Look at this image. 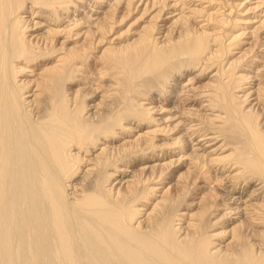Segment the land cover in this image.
Segmentation results:
<instances>
[{"label": "bare ground", "instance_id": "obj_1", "mask_svg": "<svg viewBox=\"0 0 264 264\" xmlns=\"http://www.w3.org/2000/svg\"><path fill=\"white\" fill-rule=\"evenodd\" d=\"M199 2L0 0V264H264V35Z\"/></svg>", "mask_w": 264, "mask_h": 264}, {"label": "rangeland", "instance_id": "obj_2", "mask_svg": "<svg viewBox=\"0 0 264 264\" xmlns=\"http://www.w3.org/2000/svg\"><path fill=\"white\" fill-rule=\"evenodd\" d=\"M181 1H182L185 5H187V6H188V5H191V4H190L191 2H195V3H192L193 5L190 6L191 8H195V7L197 8V7H198L197 5H199L198 3H201V2H199V1H201V0H198V1L196 0L197 2H196L195 0H193V1H192V0H187V1H185V0H181ZM190 1H191V2H190ZM214 1L219 2L220 0H219V1H218V0H214ZM232 1H234L235 4H239V5H240L241 3H243V4H242V8H243L244 10H243L242 8H241V9L239 8L240 10H238L239 12L242 11L241 14H243V12L246 11V9L249 8V11H248V12L246 11L247 14L244 12L245 15L241 16V18H243V20L246 21V22H248L247 20H251V19H252V22L249 21V25H247V27H246L245 25H243V24H239L241 28H246V30L244 31V33H247V32H249V31L252 29V30L254 31L255 35H256V34H257V35H260V34H261V35H264V29H263V28H264V24H263L262 29H260V26L258 25L259 21L261 22V19L264 18V17H263V16H264V8H262V7H264V5H262L260 8H258V9H256V10H252V9H254V8H253L254 5H256V2H257L256 0H248V1H247V0H232ZM244 1H245V4H244ZM196 3H197V4H196ZM138 4H139V3H138ZM205 4H206L207 6H205ZM211 5H212V6H211ZM211 5L208 6L207 3L202 2V7L205 6V7H206V8L204 7L205 10H209V12H210V11H212V12H216V11H218V10H219V12H220V11H225V10H223V9H222V10L218 9V8H219L218 5H217L216 3H214V2H212ZM247 5H248V6H247ZM243 6H244V7H243ZM252 6H253V7H252ZM137 8H138V9H139V8H140V9L143 8V7H142V3H140L139 6L137 5ZM198 8H200V7H198ZM250 8H252V9H251L252 11L250 10ZM138 9H137V10H138ZM216 9H218V10H216ZM260 9H261V10H260ZM250 11H251V12H250ZM253 11H254L255 14L253 13ZM239 12H238V13H239ZM249 12H250L251 14H250ZM257 12H258V13H257ZM135 13H136V14H135ZM135 13L131 16L130 19H128V21L125 22V24H123L122 26L119 27V29L117 30V31H119V35L123 36V35H122L123 33H121V32H124V31L127 29V28H126L127 26H128V28H129V24H130L131 21L134 22L135 19H138V18H139V17H137V16H140V14H137V11H135ZM221 13H222V12H221ZM259 14H261V15H259ZM147 15H149V14H146L144 17H147ZM247 15H248L249 17H248ZM252 15H253V16H252ZM134 17H135V18H134ZM250 17H251V18H250ZM259 18H260V19H259ZM198 19H199V18H198ZM198 19L196 18L195 20H198ZM254 19H255V20H254ZM257 19H258V20H257ZM129 20H130V21H129ZM142 20H143V19H142ZM142 20H140V21H142ZM140 21H138V22H140ZM198 21H202V19H200V20H198ZM203 21H204V20H203ZM132 22H131V23H132ZM241 22L243 23V21H241ZM141 23H142V22H141ZM251 23H252V25H251ZM139 24H140V23H137V22L134 23V28L132 27L133 25H131V27H130V28H132V29H131V31H132L131 34H133V31L135 30V28H137V26H139ZM259 24H260V23H259ZM125 25H126V26H125ZM135 25H136V27H135ZM256 25L259 27V30H260V31H256V29H257V27H255ZM123 29H124V30H123ZM252 30H251L249 33L253 32ZM256 32H257V33H256ZM260 32H261V33H260ZM129 34H130V33H128L127 35H129ZM119 35H118V34H115L114 36H115V38L117 39ZM114 36H112L110 39L114 38ZM132 36H133V35H132ZM244 36H245V37H244V41H245V42H247V41L250 42V41H251V40H250V37H249L248 34H245ZM248 38H249V39H248ZM263 40H264V39H263ZM262 43H263V42H262ZM263 53H264V52H263ZM263 53H262V54H261V53H258V56H259V57H257V58H258V61H259V62L256 63V64H260V65H262V64L264 63V54H263ZM262 56H263V57H262ZM259 69H260V68H259ZM255 73H256V70H251L250 75L253 76V74H255ZM203 79H204V78H203ZM203 79L197 80V81L194 83V85H193V86H194V89H195V88L198 89V86H202L203 83H206V79H205V80H203ZM198 84H199V85H198ZM251 84L255 85V82H254V83H251ZM195 85H196V86H195ZM203 85H204V84H203ZM196 94H197V93H196ZM191 95H192V94H190V96H191ZM182 98H183V97H182ZM182 98H181V100H182ZM192 100H197V98H190L188 101H186V105H187V104L190 105ZM196 102H197V106H198L200 101L197 100ZM196 102H195V103H196ZM195 103H194V104H195ZM152 105H154V106H156V107L159 106V104H152ZM157 105H158V106H157ZM162 106H163V105H162ZM163 107H165V106H163ZM156 112H157V113H156ZM155 113H156V114H155V117H156V116L159 117V118L157 117V119H160V117H163V116H164V115H162V114L159 115V111H155ZM159 124H160V122H159ZM161 125H162V123H161ZM175 180H176V178H171V179L169 180L170 182L167 180V181L165 182V186H166V187H164V189H160L161 191H160V190L158 191V195H160V194H161V193H162L167 187H169V185H170V186L173 185V184L175 183ZM168 183H170V184L168 185ZM158 187L161 188V186H158ZM195 195H196V196L192 197V199H191V201L193 200V201H192V205H193V204L196 205V204L198 203L197 201L200 200V197H201L202 194L197 193V194H195ZM195 205H193L192 208H191V209L194 210V212L196 211Z\"/></svg>", "mask_w": 264, "mask_h": 264}]
</instances>
